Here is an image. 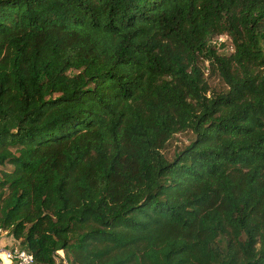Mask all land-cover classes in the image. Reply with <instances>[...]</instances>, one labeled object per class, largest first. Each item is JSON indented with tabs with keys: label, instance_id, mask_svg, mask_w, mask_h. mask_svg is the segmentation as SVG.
I'll use <instances>...</instances> for the list:
<instances>
[{
	"label": "trees",
	"instance_id": "trees-1",
	"mask_svg": "<svg viewBox=\"0 0 264 264\" xmlns=\"http://www.w3.org/2000/svg\"><path fill=\"white\" fill-rule=\"evenodd\" d=\"M0 225L36 264H264V0H0Z\"/></svg>",
	"mask_w": 264,
	"mask_h": 264
},
{
	"label": "rangeland",
	"instance_id": "rangeland-1",
	"mask_svg": "<svg viewBox=\"0 0 264 264\" xmlns=\"http://www.w3.org/2000/svg\"><path fill=\"white\" fill-rule=\"evenodd\" d=\"M210 45L221 55H227L233 50L231 42L226 36L212 38ZM202 66L204 67L207 74H209V64L205 62L202 63ZM207 81L212 90L221 91L225 87L223 81L216 75H207ZM193 137L194 135L190 131H184L175 134L174 138L169 142L165 153L170 159H173L179 150L190 143Z\"/></svg>",
	"mask_w": 264,
	"mask_h": 264
},
{
	"label": "built area",
	"instance_id": "built-area-1",
	"mask_svg": "<svg viewBox=\"0 0 264 264\" xmlns=\"http://www.w3.org/2000/svg\"><path fill=\"white\" fill-rule=\"evenodd\" d=\"M54 256L58 262L59 258L65 259L63 250L56 251ZM0 264H36L34 255L16 244L14 237L2 225H0Z\"/></svg>",
	"mask_w": 264,
	"mask_h": 264
}]
</instances>
